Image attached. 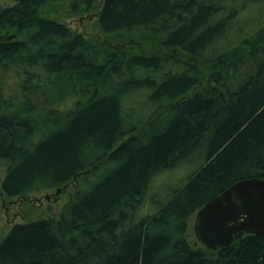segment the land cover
<instances>
[{
    "label": "trees",
    "instance_id": "obj_1",
    "mask_svg": "<svg viewBox=\"0 0 264 264\" xmlns=\"http://www.w3.org/2000/svg\"><path fill=\"white\" fill-rule=\"evenodd\" d=\"M61 1L98 0L0 6L1 195L77 182L58 219L0 230V264H261L264 236L209 249L187 230L227 187L264 178V0H103L114 48L40 14Z\"/></svg>",
    "mask_w": 264,
    "mask_h": 264
},
{
    "label": "rangeland",
    "instance_id": "obj_2",
    "mask_svg": "<svg viewBox=\"0 0 264 264\" xmlns=\"http://www.w3.org/2000/svg\"><path fill=\"white\" fill-rule=\"evenodd\" d=\"M15 1L16 0H0V6H12ZM69 5V1L52 2L41 7L39 12L43 16L51 17L67 24L74 31L97 41L105 47L114 48L118 46L119 42L104 36L98 25L99 12L102 8L103 0H98L90 9L78 13L71 12ZM209 71L210 68L206 66L204 68V73H208ZM198 159L199 158H194L187 164L184 163L182 166H177L175 169H170L158 174L153 181V187H156L155 193L160 197L166 196L167 193L174 188L176 184H180L185 175L196 166V161ZM6 165V162L0 159V230L2 233L6 234L16 223H23L44 217H55L58 219L60 209L68 200L69 193L74 189L77 182L73 180L69 184L64 185L65 188L58 197L55 195L57 191V188H55L47 192L32 194L30 197L10 198L1 195V183L6 172ZM159 185L161 186L159 187ZM47 195L50 196V199L46 198ZM152 204L155 205L156 202ZM196 213L197 212L190 217L187 234L192 245L199 246L201 243L194 231Z\"/></svg>",
    "mask_w": 264,
    "mask_h": 264
},
{
    "label": "water",
    "instance_id": "obj_3",
    "mask_svg": "<svg viewBox=\"0 0 264 264\" xmlns=\"http://www.w3.org/2000/svg\"><path fill=\"white\" fill-rule=\"evenodd\" d=\"M64 188H57L55 195ZM194 231L209 249L228 247L242 233L264 236V178L240 179L208 200L196 213ZM260 263L264 264V250Z\"/></svg>",
    "mask_w": 264,
    "mask_h": 264
}]
</instances>
